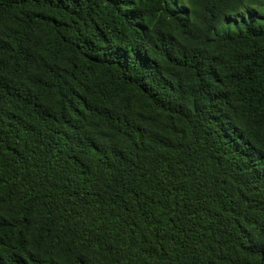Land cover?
<instances>
[{
  "label": "trees",
  "instance_id": "trees-1",
  "mask_svg": "<svg viewBox=\"0 0 264 264\" xmlns=\"http://www.w3.org/2000/svg\"><path fill=\"white\" fill-rule=\"evenodd\" d=\"M0 264H264V0H0Z\"/></svg>",
  "mask_w": 264,
  "mask_h": 264
}]
</instances>
